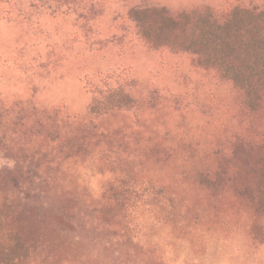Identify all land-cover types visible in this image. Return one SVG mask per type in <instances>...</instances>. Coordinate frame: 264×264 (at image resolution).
<instances>
[{
	"label": "rangeland",
	"instance_id": "374dc122",
	"mask_svg": "<svg viewBox=\"0 0 264 264\" xmlns=\"http://www.w3.org/2000/svg\"><path fill=\"white\" fill-rule=\"evenodd\" d=\"M233 2L264 0H0V170L23 165L0 175V211L22 229L27 264H264V214L205 178L236 138L264 145V110L193 54L150 49L129 17ZM107 76L160 104L98 119L97 135L47 157L25 149V110L84 118Z\"/></svg>",
	"mask_w": 264,
	"mask_h": 264
},
{
	"label": "trees",
	"instance_id": "16d2710c",
	"mask_svg": "<svg viewBox=\"0 0 264 264\" xmlns=\"http://www.w3.org/2000/svg\"><path fill=\"white\" fill-rule=\"evenodd\" d=\"M53 1L57 0H42L44 5ZM129 17L136 22L138 36L150 49L169 48L193 54L200 67L231 84L246 110H264V2L261 6L233 2L219 9L201 5L178 12L149 7L133 9ZM114 79L112 83L113 78L107 76L100 85L90 86L91 98L84 118H71L59 109L25 110V149L39 146L37 155L47 157L54 146L66 147L67 138L77 140L84 132L90 135L89 130L97 135L94 123L98 119L130 111L137 115L160 104L158 91L134 96L126 79ZM105 133L100 130L99 134ZM13 160L14 167L0 170V175L23 166L22 159ZM205 178L215 183L221 197L233 187V198L240 201L243 213L264 214V145H249L236 138L230 153L222 155L213 173ZM10 216L7 209L0 211V264H27L28 249L20 237L22 229L7 223Z\"/></svg>",
	"mask_w": 264,
	"mask_h": 264
}]
</instances>
